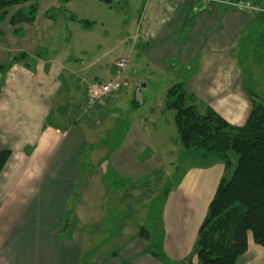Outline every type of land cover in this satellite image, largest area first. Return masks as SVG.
<instances>
[{
	"label": "rangeland",
	"instance_id": "rangeland-1",
	"mask_svg": "<svg viewBox=\"0 0 264 264\" xmlns=\"http://www.w3.org/2000/svg\"><path fill=\"white\" fill-rule=\"evenodd\" d=\"M145 2L40 0L31 24L11 22L16 7L0 18V63L41 52L64 68L51 122L62 127L76 121L86 140L68 205L86 231L89 264L125 247L142 226L162 264H199V229L225 175L224 160L203 159L180 140L175 110L165 100L174 75L146 59L138 38ZM259 3L263 7L255 10H264V0ZM261 35L264 26L236 55L247 88L264 100V67L257 61L264 51ZM122 57L128 58L123 87L88 106V86L108 81ZM228 156L229 178L239 156L233 150Z\"/></svg>",
	"mask_w": 264,
	"mask_h": 264
},
{
	"label": "crops",
	"instance_id": "crops-1",
	"mask_svg": "<svg viewBox=\"0 0 264 264\" xmlns=\"http://www.w3.org/2000/svg\"><path fill=\"white\" fill-rule=\"evenodd\" d=\"M256 7H263L259 0H146L138 38L146 59L173 74L174 83L183 81L202 104L243 125L252 104L236 52L264 26L254 20ZM63 72L42 56L0 72V151H11L0 174V264H89L76 209L70 236L58 238L86 146L76 121L51 122ZM131 237L94 264H162L139 232ZM236 264H264V246L252 233Z\"/></svg>",
	"mask_w": 264,
	"mask_h": 264
},
{
	"label": "trees",
	"instance_id": "trees-1",
	"mask_svg": "<svg viewBox=\"0 0 264 264\" xmlns=\"http://www.w3.org/2000/svg\"><path fill=\"white\" fill-rule=\"evenodd\" d=\"M39 1L0 0V18L9 13L10 7H16L11 22L31 24L36 18ZM25 3H30L27 9L21 6ZM254 20L264 21V10H258ZM85 23L90 24L88 21ZM17 30L21 32L22 27ZM245 39L241 46L246 44ZM261 43L263 46L264 37ZM34 56L42 54L40 52ZM34 56L22 52L7 64L0 63V72L6 73L16 63L30 65ZM257 58L264 65V51ZM248 93L252 104L248 120L243 125H235L210 105L202 104L188 91L183 81L174 83L166 92V107L175 110L174 122L184 147L192 149L203 159L214 158L226 162L225 175L209 205L207 218L199 229V264H236L238 258L248 250L249 233H252L258 245L264 246V100L249 89ZM231 150L237 152L239 158L228 178L226 174L231 164L228 153ZM10 155L8 149L0 151V174ZM73 212L74 206H69L61 215L59 239L70 236ZM139 236L150 241V232L144 226L140 228ZM153 254L159 257L154 250Z\"/></svg>",
	"mask_w": 264,
	"mask_h": 264
},
{
	"label": "built area",
	"instance_id": "built-area-1",
	"mask_svg": "<svg viewBox=\"0 0 264 264\" xmlns=\"http://www.w3.org/2000/svg\"><path fill=\"white\" fill-rule=\"evenodd\" d=\"M128 58L118 59L111 71V78L108 81H95L88 86V96L86 103L88 106L94 105L104 97L119 91L123 87L122 75L127 65Z\"/></svg>",
	"mask_w": 264,
	"mask_h": 264
}]
</instances>
